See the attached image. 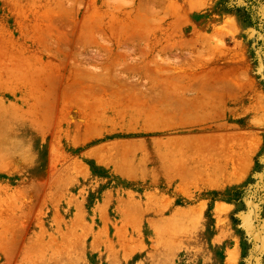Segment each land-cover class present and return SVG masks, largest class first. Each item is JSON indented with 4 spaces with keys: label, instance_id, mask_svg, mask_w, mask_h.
<instances>
[{
    "label": "rangeland",
    "instance_id": "obj_1",
    "mask_svg": "<svg viewBox=\"0 0 264 264\" xmlns=\"http://www.w3.org/2000/svg\"><path fill=\"white\" fill-rule=\"evenodd\" d=\"M0 264H264V0H0Z\"/></svg>",
    "mask_w": 264,
    "mask_h": 264
}]
</instances>
